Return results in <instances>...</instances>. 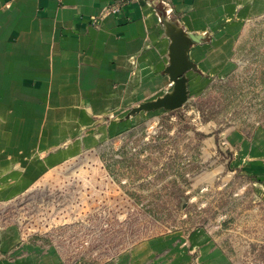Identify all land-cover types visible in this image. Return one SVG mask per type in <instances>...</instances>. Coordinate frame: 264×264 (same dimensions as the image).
Here are the masks:
<instances>
[{
    "label": "rangeland",
    "instance_id": "obj_1",
    "mask_svg": "<svg viewBox=\"0 0 264 264\" xmlns=\"http://www.w3.org/2000/svg\"><path fill=\"white\" fill-rule=\"evenodd\" d=\"M149 1L165 34L163 17L185 30L172 0ZM244 23L232 59L237 73L222 80L196 66L187 73L189 102L174 114L128 116L172 84L151 97L134 90L112 106L97 99L68 113L62 107L47 124L33 123L22 109L9 121L7 111L4 129L35 128L39 136L28 148L14 147L13 166L0 177L33 168L35 178L24 192L0 200V261L137 264L140 257L151 264L176 258L169 244L188 247L195 258L190 236L200 231L230 264H264V180L237 167L238 146L229 138L264 125V15ZM191 34L201 36L197 45L211 44V32ZM204 114L211 120L204 122Z\"/></svg>",
    "mask_w": 264,
    "mask_h": 264
},
{
    "label": "crops",
    "instance_id": "obj_2",
    "mask_svg": "<svg viewBox=\"0 0 264 264\" xmlns=\"http://www.w3.org/2000/svg\"><path fill=\"white\" fill-rule=\"evenodd\" d=\"M172 6L186 31L211 32V44H196L189 55L201 73H219L222 80L234 76L235 44L244 22L264 15V0H172ZM170 43L149 0H0V119L11 111L14 121L22 109L33 123L47 124L62 107L68 113L97 99L112 106L134 90L151 97L172 84L165 74ZM16 129L0 123V142L7 140L0 149V177L13 166L14 147L28 148L39 136L35 128ZM247 135L234 130L229 137L238 146L237 167L264 180V125ZM32 170L0 179V200L27 190L35 181ZM190 240L198 257L186 246L169 244L176 258L167 254L151 264H230L203 232H193Z\"/></svg>",
    "mask_w": 264,
    "mask_h": 264
},
{
    "label": "water",
    "instance_id": "obj_3",
    "mask_svg": "<svg viewBox=\"0 0 264 264\" xmlns=\"http://www.w3.org/2000/svg\"><path fill=\"white\" fill-rule=\"evenodd\" d=\"M166 35L170 39L169 65L166 74L172 82V90L163 97L146 102L132 110L129 117L140 112H172L183 108L190 99L189 79L187 73L196 71V65L190 60L191 48L201 43L200 35L186 32L183 28L163 17Z\"/></svg>",
    "mask_w": 264,
    "mask_h": 264
},
{
    "label": "trees",
    "instance_id": "obj_4",
    "mask_svg": "<svg viewBox=\"0 0 264 264\" xmlns=\"http://www.w3.org/2000/svg\"><path fill=\"white\" fill-rule=\"evenodd\" d=\"M178 111H180V109H178V110H175V111H172V112H169L170 114H174V113H176V112H178ZM211 120V118L208 116V115H203V121L204 122H208V121H210Z\"/></svg>",
    "mask_w": 264,
    "mask_h": 264
},
{
    "label": "built area",
    "instance_id": "obj_5",
    "mask_svg": "<svg viewBox=\"0 0 264 264\" xmlns=\"http://www.w3.org/2000/svg\"><path fill=\"white\" fill-rule=\"evenodd\" d=\"M118 11H119V10L116 9V10H114V13H117Z\"/></svg>",
    "mask_w": 264,
    "mask_h": 264
}]
</instances>
